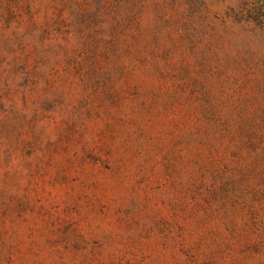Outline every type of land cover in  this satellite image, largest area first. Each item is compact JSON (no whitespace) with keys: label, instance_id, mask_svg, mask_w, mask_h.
Wrapping results in <instances>:
<instances>
[{"label":"rangeland","instance_id":"1","mask_svg":"<svg viewBox=\"0 0 264 264\" xmlns=\"http://www.w3.org/2000/svg\"><path fill=\"white\" fill-rule=\"evenodd\" d=\"M0 264H264V0H0Z\"/></svg>","mask_w":264,"mask_h":264}]
</instances>
